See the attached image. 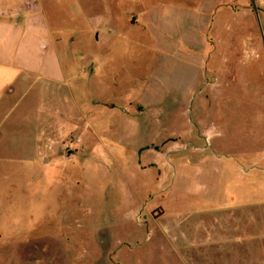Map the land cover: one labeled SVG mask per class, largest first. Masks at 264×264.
<instances>
[{
	"label": "rangeland",
	"instance_id": "rangeland-1",
	"mask_svg": "<svg viewBox=\"0 0 264 264\" xmlns=\"http://www.w3.org/2000/svg\"><path fill=\"white\" fill-rule=\"evenodd\" d=\"M48 5L67 76L0 115V264H153L183 184L264 187V0Z\"/></svg>",
	"mask_w": 264,
	"mask_h": 264
},
{
	"label": "crops",
	"instance_id": "crops-1",
	"mask_svg": "<svg viewBox=\"0 0 264 264\" xmlns=\"http://www.w3.org/2000/svg\"><path fill=\"white\" fill-rule=\"evenodd\" d=\"M49 1L0 0L1 116L15 109L17 92L25 94L38 83L62 85L67 76L64 42L48 13ZM175 154L168 150L160 157ZM204 158L205 163L208 157ZM222 159L221 170L209 173L208 181L183 184L186 196L172 198L177 207L175 219L159 227L167 246L154 249L160 260L153 264H264V187L257 189L248 177L241 181L239 165ZM151 165L159 178L160 193L168 194L174 184L161 182L160 177L166 168L175 167L163 159ZM221 174L235 180L228 184ZM160 208L161 215L154 221L167 215Z\"/></svg>",
	"mask_w": 264,
	"mask_h": 264
},
{
	"label": "built area",
	"instance_id": "built-area-1",
	"mask_svg": "<svg viewBox=\"0 0 264 264\" xmlns=\"http://www.w3.org/2000/svg\"><path fill=\"white\" fill-rule=\"evenodd\" d=\"M79 143H81L80 139L76 141V144H79ZM74 145L75 144L73 142H70V143L67 144V148L68 149H72L74 147Z\"/></svg>",
	"mask_w": 264,
	"mask_h": 264
},
{
	"label": "water",
	"instance_id": "water-1",
	"mask_svg": "<svg viewBox=\"0 0 264 264\" xmlns=\"http://www.w3.org/2000/svg\"><path fill=\"white\" fill-rule=\"evenodd\" d=\"M259 25H260V28H261V23H260V21H259Z\"/></svg>",
	"mask_w": 264,
	"mask_h": 264
}]
</instances>
